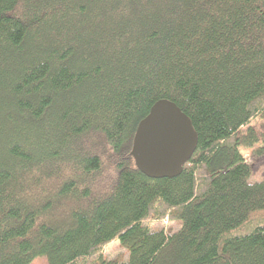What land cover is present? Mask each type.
<instances>
[{"label":"trees","instance_id":"1","mask_svg":"<svg viewBox=\"0 0 264 264\" xmlns=\"http://www.w3.org/2000/svg\"><path fill=\"white\" fill-rule=\"evenodd\" d=\"M158 104L197 133L175 177L136 165ZM241 148L264 153V0H0V264H264Z\"/></svg>","mask_w":264,"mask_h":264},{"label":"water","instance_id":"2","mask_svg":"<svg viewBox=\"0 0 264 264\" xmlns=\"http://www.w3.org/2000/svg\"><path fill=\"white\" fill-rule=\"evenodd\" d=\"M197 133L175 105L158 104L135 135L136 165L152 178L175 177L196 148Z\"/></svg>","mask_w":264,"mask_h":264},{"label":"rangeland","instance_id":"3","mask_svg":"<svg viewBox=\"0 0 264 264\" xmlns=\"http://www.w3.org/2000/svg\"><path fill=\"white\" fill-rule=\"evenodd\" d=\"M262 121L253 119L250 121V125L260 127ZM254 149H244L241 151L245 154L247 162L252 166V176L250 181H262L264 180V153L260 155L253 152ZM144 225L148 226L151 230L164 229L166 231H175L181 226V221H172L168 217L163 220H149L145 221ZM103 256L108 260L127 261L129 258V251L124 248L119 239H114L103 248ZM31 264H49L46 256H39L35 258Z\"/></svg>","mask_w":264,"mask_h":264}]
</instances>
